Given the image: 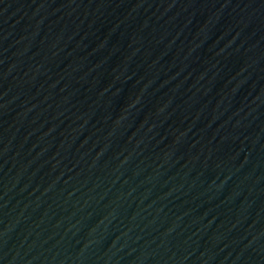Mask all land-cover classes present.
<instances>
[{
	"label": "water",
	"instance_id": "1",
	"mask_svg": "<svg viewBox=\"0 0 264 264\" xmlns=\"http://www.w3.org/2000/svg\"><path fill=\"white\" fill-rule=\"evenodd\" d=\"M23 264H264V0H17Z\"/></svg>",
	"mask_w": 264,
	"mask_h": 264
}]
</instances>
